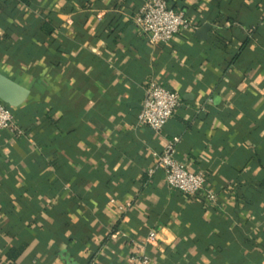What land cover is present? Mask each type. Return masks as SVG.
Segmentation results:
<instances>
[{
	"label": "crops",
	"instance_id": "obj_1",
	"mask_svg": "<svg viewBox=\"0 0 264 264\" xmlns=\"http://www.w3.org/2000/svg\"><path fill=\"white\" fill-rule=\"evenodd\" d=\"M144 2L0 0L25 132L0 133V264H264V0H170L199 26L156 44L134 24ZM152 81L183 99L161 132L137 120ZM172 136L214 203L148 176Z\"/></svg>",
	"mask_w": 264,
	"mask_h": 264
},
{
	"label": "built area",
	"instance_id": "obj_2",
	"mask_svg": "<svg viewBox=\"0 0 264 264\" xmlns=\"http://www.w3.org/2000/svg\"><path fill=\"white\" fill-rule=\"evenodd\" d=\"M134 24L151 44L168 43L176 34L199 26L184 11L176 9L170 0H145L134 17ZM182 104L183 99L178 91L160 82L152 81L149 83L137 116L138 123L150 127L155 132H161ZM2 132H12L18 137H25L24 130L16 122L13 109L0 99V133ZM180 141V136H172L167 140L162 151L155 153L157 161L147 171L148 176L152 177L157 171H161L169 189L188 196L203 192L204 200L207 203H214L217 192L206 188L208 181L206 172L191 171L177 158ZM111 202L115 203V199ZM120 209L124 207L120 206ZM145 241L148 244L158 243L159 231H150ZM132 260L134 264H153L151 257L146 253L136 254Z\"/></svg>",
	"mask_w": 264,
	"mask_h": 264
},
{
	"label": "water",
	"instance_id": "obj_3",
	"mask_svg": "<svg viewBox=\"0 0 264 264\" xmlns=\"http://www.w3.org/2000/svg\"><path fill=\"white\" fill-rule=\"evenodd\" d=\"M211 27L210 24H205L199 34L206 33ZM23 90L16 84L9 82L5 76L0 74V99L12 107H18L22 103Z\"/></svg>",
	"mask_w": 264,
	"mask_h": 264
},
{
	"label": "trees",
	"instance_id": "obj_4",
	"mask_svg": "<svg viewBox=\"0 0 264 264\" xmlns=\"http://www.w3.org/2000/svg\"><path fill=\"white\" fill-rule=\"evenodd\" d=\"M87 1V0H86ZM218 8H220V6L218 5ZM216 23H221L223 20H227V21H229L232 25H235L236 24V19H234V18H225L224 16L222 17V14H220V15H217L216 16ZM222 19V20H221ZM52 31H53V26L51 25V22L49 21V22H46L44 25H42V27H41V32H42V34H44V35H50V33H52ZM250 37H252L253 38V35H254V32L252 31V32H250ZM249 37L246 39V41H245V43H244V45L246 44V43H248V41H249ZM24 249H25V244H22V245H19L18 247H14V248H12L9 252H8V254H7V256H8V258H9V260H17L22 254H23V251H24Z\"/></svg>",
	"mask_w": 264,
	"mask_h": 264
}]
</instances>
